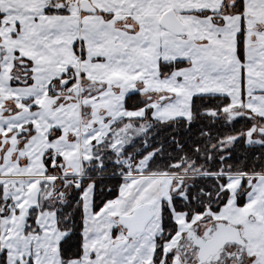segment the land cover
Masks as SVG:
<instances>
[{
    "label": "crops",
    "instance_id": "0c3cea01",
    "mask_svg": "<svg viewBox=\"0 0 264 264\" xmlns=\"http://www.w3.org/2000/svg\"><path fill=\"white\" fill-rule=\"evenodd\" d=\"M84 1L0 0V47L8 51L0 60L1 181L30 186L56 184V175L85 179L95 148L123 124L148 117L190 120L199 96L227 97L236 111L230 121L247 116L264 137V0H242V15L236 12L241 0H177V8L160 14L155 0L93 1L95 13L82 9ZM170 11L183 34L161 26ZM177 62L189 64L161 77L162 64ZM63 85L73 94L64 95ZM134 94L141 95L144 108H126ZM49 158L59 170H48ZM136 175L126 176L129 186L115 199L135 208L119 216V225L106 215L107 205L95 210L89 185L83 254L67 264H208L199 261L188 236L194 231L209 240L218 224L238 229L243 244H228L222 260L210 264H264V172L253 176L242 206L246 175H231L229 200L220 211L191 220L174 211L177 232L166 241H160L156 201L169 199V186L164 193ZM56 206L54 199L42 209L57 216ZM142 208H149L150 219L131 233L120 218H132ZM63 238L61 233L60 245Z\"/></svg>",
    "mask_w": 264,
    "mask_h": 264
},
{
    "label": "trees",
    "instance_id": "16d2710c",
    "mask_svg": "<svg viewBox=\"0 0 264 264\" xmlns=\"http://www.w3.org/2000/svg\"><path fill=\"white\" fill-rule=\"evenodd\" d=\"M236 12L243 14L242 0ZM239 38V56L244 61L243 33ZM188 64V62L162 64L161 77L186 67ZM230 104L227 97H195L192 105L193 115L190 120L161 122L148 117L146 120L139 121L137 122L139 124L148 123L146 133L119 154L109 152L106 143L98 145L94 151V160L101 157L102 167L94 168L86 174L85 178L95 185V210H100L107 202L119 197L125 178L129 175L127 164L147 160L144 171L147 175H175L185 171L201 173V176L188 187L186 200L173 199L176 212L186 214L188 220H191L195 215L220 211L229 200L230 193L227 189L229 176H256L264 172V146L250 147L241 139L251 126L243 128L242 123L245 122L236 121L228 124L221 119L222 109ZM145 106L140 94L131 95L127 99L126 108L129 110H137ZM250 122L248 123L254 124ZM236 136L240 138L231 149L224 147L229 139ZM110 137L109 135L108 139ZM100 148H105V152ZM47 167L49 171L59 170L58 167L55 169L51 166V158L47 160ZM84 188L82 186L74 191L66 203L53 209L58 216L59 230L66 234L60 245L61 258L65 264L74 259H80L83 254L84 212L81 196ZM242 188L244 191L238 201L240 206L245 203V197H242L246 196L247 192L244 189L245 182ZM2 204L4 200L0 190V208ZM36 213L37 209H34L30 219L31 223ZM171 222L175 227L173 235L177 232V225L173 222L171 211L167 210L165 211L164 233ZM171 236L168 238L170 239ZM0 264H7L5 253L0 258ZM27 264L34 263L29 261Z\"/></svg>",
    "mask_w": 264,
    "mask_h": 264
},
{
    "label": "rangeland",
    "instance_id": "374dc122",
    "mask_svg": "<svg viewBox=\"0 0 264 264\" xmlns=\"http://www.w3.org/2000/svg\"><path fill=\"white\" fill-rule=\"evenodd\" d=\"M58 1L69 2L70 0ZM75 1L79 2L82 0ZM87 1L92 4L93 1L106 2L108 0ZM154 5L158 7V9L156 10L157 14H160L164 8H177V0H155ZM159 7L162 8L159 9ZM233 107L234 106L232 104L225 105V107L221 111V119L228 124H232L236 121L245 122L242 123L243 128H246L250 125L251 128L249 129V131L243 134L241 139H243L250 147L255 145L264 146V137H262L259 132L254 129V124L248 123L251 120L247 116L243 115L233 121H230L229 116L236 113ZM147 128L148 123L146 125H141L139 123L123 124L114 133V135H111V137L107 139L106 142H104L107 144V150H109V152H115L117 154L121 153L124 149L132 145L136 139L143 136L146 133ZM239 138L240 137L236 136L232 139H229L225 143L224 147L231 149L236 144ZM100 149L105 152V148ZM96 162L97 164H95ZM101 163V157L97 158V160L93 159V161L86 164L84 173L87 174L96 167L100 169L102 167ZM127 165H129L127 166L129 167V174H138L136 175V179L144 181V184H155V186L160 185L159 191H161L163 188L164 193L167 185L169 186V199H165L166 201L163 202L156 201V206H158V208H156V211H160V220L163 227L161 241L168 240V237L171 236L175 231V227L171 222V224H168V228H166V233H164L165 211L169 210L171 211V215H173L175 211L173 207V199L180 198L182 200H186L188 187L192 182H194L201 176V173L185 171L175 175H151V177H154V179L143 178L144 176H142V174H144V171L146 170L147 160L135 161ZM56 176L58 177H56L57 179H60L56 182V184H46L39 182L36 183V185L30 186L22 184L19 185L14 183L13 181L0 180V190L4 200V204H2L0 208V258L2 254L5 253L7 264H20L29 261H32L34 264H65L62 262L60 254V234L62 232L59 230L58 223L56 221L57 216L54 213L44 212L42 207L50 206V204L54 205V199H56L57 206H61L62 204L67 202V200L73 195L74 191L84 186L85 188L81 196L84 212V199L87 197V195H89L91 191H89V189H86L89 187L88 185H92V189L94 191L95 185L94 183H89L88 180H85L84 178L71 180L67 178L65 179L68 181L67 182L63 178L59 177L62 175ZM253 180V175H246V178L244 180L245 190H249ZM151 181H155V183H151ZM129 182L130 180L125 178L124 185L121 189L122 193L128 188ZM43 184H46V186L44 185L45 188L42 193V188L44 186L41 187V185ZM140 187V185L137 186V189L141 192L146 191V189H140ZM58 189L64 190L66 194V198L64 200L58 196ZM242 197L245 196L243 195ZM150 201L152 200H147L145 203ZM105 205H107L104 208L106 211V215H113L115 217L117 225H119V216L125 213L133 214L135 211V208H128L129 206L131 207L129 203H120L118 202V200L109 201ZM35 208H37V213L34 221L31 223V215ZM64 237H66V234H64ZM187 247L190 248L191 243L188 244Z\"/></svg>",
    "mask_w": 264,
    "mask_h": 264
},
{
    "label": "water",
    "instance_id": "95a60500",
    "mask_svg": "<svg viewBox=\"0 0 264 264\" xmlns=\"http://www.w3.org/2000/svg\"><path fill=\"white\" fill-rule=\"evenodd\" d=\"M82 9L88 13H95L96 11L87 0L82 3ZM161 26L174 35H181L184 31V27L179 23L177 16L172 11L167 12L162 17ZM7 52L6 49L0 47V60L2 55ZM149 219V208H142L132 218H120V223L128 228L131 233H137L145 227ZM188 239L193 242L194 250L198 252L199 261L208 264L221 261L228 244H243L240 231L224 224L216 225V230L209 240L198 238L194 231L190 232Z\"/></svg>",
    "mask_w": 264,
    "mask_h": 264
},
{
    "label": "built area",
    "instance_id": "2783aa9c",
    "mask_svg": "<svg viewBox=\"0 0 264 264\" xmlns=\"http://www.w3.org/2000/svg\"><path fill=\"white\" fill-rule=\"evenodd\" d=\"M63 93L66 96L72 95L73 94L72 87L71 86H68V85H65L64 88H63ZM59 177L60 178H63L64 180L67 179V178H69V176H66V175H62V176H59ZM58 196L61 197L64 200L66 198V194H65L64 190H59L58 191Z\"/></svg>",
    "mask_w": 264,
    "mask_h": 264
}]
</instances>
